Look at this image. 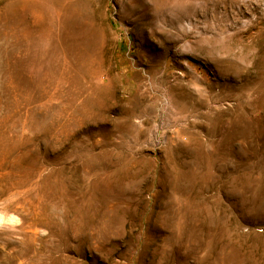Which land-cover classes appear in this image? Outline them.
<instances>
[{
    "label": "rangeland",
    "instance_id": "obj_1",
    "mask_svg": "<svg viewBox=\"0 0 264 264\" xmlns=\"http://www.w3.org/2000/svg\"><path fill=\"white\" fill-rule=\"evenodd\" d=\"M0 264H264V0H0Z\"/></svg>",
    "mask_w": 264,
    "mask_h": 264
},
{
    "label": "bare ground",
    "instance_id": "obj_2",
    "mask_svg": "<svg viewBox=\"0 0 264 264\" xmlns=\"http://www.w3.org/2000/svg\"><path fill=\"white\" fill-rule=\"evenodd\" d=\"M39 36H40V38H39V40H37V44H36V45H37L38 47H40V48H41V47H46V46H45V43L48 42V39L45 40V36H46V35H45L44 33H40V32H39ZM41 38H42L43 40H41ZM44 40H45V41H44ZM43 42H44V43H43Z\"/></svg>",
    "mask_w": 264,
    "mask_h": 264
}]
</instances>
